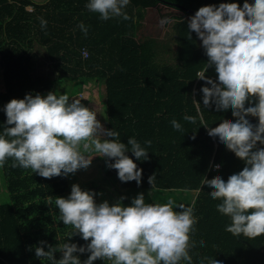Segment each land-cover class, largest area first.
<instances>
[{
	"label": "trees",
	"instance_id": "16d2710c",
	"mask_svg": "<svg viewBox=\"0 0 264 264\" xmlns=\"http://www.w3.org/2000/svg\"><path fill=\"white\" fill-rule=\"evenodd\" d=\"M244 2L226 0L241 7ZM88 3L89 0H0V135L10 126L6 123L5 107L12 99H23L28 94L46 97L50 92L57 96L66 94L71 99L84 92L87 83H96L98 99L104 96L99 102L104 104L106 130L120 134L118 138L106 139H118L128 145L129 138L135 137L148 151V158H136L131 146H127L126 155L135 161L138 170H143L139 184L135 180L121 181L118 170L109 167L115 159L101 156L92 159L88 168L79 169L85 178H78L76 184L85 190L100 175L108 184L117 181L129 189L131 198L143 193L160 199L156 195L163 190H194L188 204L197 218L191 233L195 244L189 250L191 264H209L212 259L221 264H264V235L249 239L226 231L231 218L218 211L222 200L213 199L212 189L206 184L207 179L217 175L227 181L242 171L246 162L219 137L208 134L209 128L238 118L233 116L232 109L217 110L215 103L203 105L202 88L211 85L199 79L197 73L205 72L216 80L218 74L214 65H207L209 58L198 42V34L189 32L187 16L194 14L175 6L179 3L198 11L203 6L218 7L221 0H130L122 9L131 17L129 20L123 16L103 20L99 13L86 7ZM160 4L181 11L171 14L172 34L165 41L139 38L146 9ZM29 5L32 10L27 8ZM41 19L47 21L46 27L41 26ZM81 23L87 27V35L80 29ZM38 56L46 57L50 73L38 68ZM84 93L79 98L82 104L88 100V91ZM255 102L246 103V107ZM185 116L195 117L196 122L186 121ZM246 118L253 125L259 123L258 117ZM173 119L182 125L183 131L173 128ZM149 140L150 146L146 143ZM256 147L264 148V144L257 142ZM13 162L8 158L2 167L9 200H0V264H53L36 257L35 249L41 242H45L46 251L49 245L66 242L86 247L90 240H83L81 234L69 238L74 229L64 225L55 206L57 197H69L65 192L71 184L70 173L49 179L31 169L13 168ZM93 164L97 170L89 175ZM154 174L152 188L149 177ZM98 188L106 192L98 184L88 189L95 192L96 202ZM151 190L156 195H151ZM49 196L52 205L47 204ZM62 255L60 251L55 253L57 260ZM74 255L83 264L90 253ZM93 264L111 261L97 259ZM180 264L189 262L181 260Z\"/></svg>",
	"mask_w": 264,
	"mask_h": 264
},
{
	"label": "clouds",
	"instance_id": "9594fccd",
	"mask_svg": "<svg viewBox=\"0 0 264 264\" xmlns=\"http://www.w3.org/2000/svg\"><path fill=\"white\" fill-rule=\"evenodd\" d=\"M129 2L89 0L86 7L99 13L103 20L119 16L129 20L131 17L122 12ZM167 22L164 19L161 25ZM46 25L47 21L41 19V26ZM79 27L87 35V27L83 23ZM188 28L202 40L209 58L207 65H214L218 74L216 80L205 72L197 73L199 79L211 85L202 88L203 105L215 103L217 110L232 109L233 116L238 118L224 120L209 128L208 134L219 137L246 162L243 170L227 181L217 175L207 179L206 184L212 189L211 197L222 200L218 211L231 218L226 231L255 239L264 235V148L256 147L257 142L264 144V0H245L243 7L238 3L203 6L192 16ZM252 100L256 101L254 106L246 107ZM5 111L10 126L0 135V167L12 158L13 168L31 169L50 179L88 168L93 157L99 155L115 159L109 167L118 170L121 181L141 182L143 170H138L135 161L126 155L127 146H131L136 158L147 159L148 151L135 137L129 138L128 145L118 139L102 141L101 135L118 138L120 134L104 129L97 113L79 99L70 102L68 95L57 96L53 92L46 97L28 94L23 99H12ZM249 115L258 117V125L250 123L246 118ZM184 119L196 122L192 116ZM171 123L174 129L183 131L175 119ZM146 143L151 145L150 140ZM92 152L96 155H90ZM154 181L155 174L149 177L152 188ZM95 195L74 184L68 198L55 199L61 221L74 229L69 238L79 233L90 243L86 247L69 242L49 245L46 251L45 242H41L35 249L36 257L53 264H81L74 253L87 251L90 255L83 264H93L97 259L111 264H180L181 260L191 264L189 250L195 246L191 233L197 223L192 207L179 205L181 210L177 211L172 200L164 204L146 203L143 193L129 206L110 205L108 201L97 204ZM47 204L52 205L51 196ZM200 243L203 245V241ZM57 251L63 253L59 260L55 257ZM209 264L221 262L212 259Z\"/></svg>",
	"mask_w": 264,
	"mask_h": 264
},
{
	"label": "rangeland",
	"instance_id": "374dc122",
	"mask_svg": "<svg viewBox=\"0 0 264 264\" xmlns=\"http://www.w3.org/2000/svg\"><path fill=\"white\" fill-rule=\"evenodd\" d=\"M147 10V9H146ZM181 11L174 9V7L171 6H167L165 4H160L157 6H153V7H149L148 10L146 11L145 14V18H144V23L143 25L140 27L139 30V38H144V37H148V36H155L157 38H167L171 35L172 32V20H170L171 14L174 13H179L180 14ZM188 19H191L192 16H187ZM167 19L168 22L165 23L164 25H166L169 30L166 31L164 29H162V25H161V21ZM200 44H202V40L199 41ZM42 61H45L42 64ZM38 68H43L45 70H47V72L50 73L48 66H47V62H46V57L45 56H38ZM96 83H92V84H86L84 86L85 90L84 92L88 91V97H87V103L84 104L85 106L88 105L89 108L91 107L92 110H94L97 113V119L100 117V112H103L102 108L104 106V104H102L101 102H99L102 99H104V96L98 99L97 94L95 92L96 90ZM84 92H80L79 94H75L71 97L70 100L73 99H79L81 98V96H84ZM101 94H105V91L102 90ZM102 96V95H101ZM82 103V102H81ZM97 106V108H96ZM93 107V108H92ZM99 111V112H98ZM101 122V124L103 125L104 129L106 127L105 124L102 123V120H99ZM107 136V135H106ZM104 135H101V140H105L107 137ZM87 155V153H86ZM90 155L95 156L96 153L92 152L90 153ZM99 155L93 157V159L96 157H98ZM94 165V164H93ZM90 167V170L88 171L89 175L92 174L93 172H96L97 167L94 166ZM97 165V162H96ZM100 170H101V165L98 164ZM100 175H98L97 177H95V179H92V182H89V187H84V189L86 191L90 190L91 185L93 184H98L99 186H104L105 187V191L104 192L101 188H98V198H97V203H102L104 201H108L110 205L116 204V203H123L125 206H129L132 204L133 199L136 198L137 196H134V198H131L130 194L128 193L129 189H126L124 187H122L117 181L114 182L113 184H108L106 181H104L103 177H99ZM85 178V173L80 172V170H77L75 173H70L69 175V182L71 183L70 186L68 187V189L66 190L65 194L70 196L71 194V190H72V186L74 184H76V182H78V178ZM78 184V183H77ZM84 186V185H83ZM81 187V185H80ZM89 189V190H88ZM158 193V192H156ZM160 194H155V190H151L150 194L153 195L155 194L156 197H162V198H155L154 195L153 196H145V202L146 203H160V204H164L167 203L169 200L174 201V210L180 211L181 209H179V205H184L185 207H188L189 203L192 201L193 196L195 195L196 191L192 190V191H184V190H173V189H167V190H163L161 192H159ZM65 195V196H66ZM124 198L123 200H121V198ZM9 200L8 197V193H7V189L5 186V178L3 176V169L2 167H0V200Z\"/></svg>",
	"mask_w": 264,
	"mask_h": 264
},
{
	"label": "crops",
	"instance_id": "0c3cea01",
	"mask_svg": "<svg viewBox=\"0 0 264 264\" xmlns=\"http://www.w3.org/2000/svg\"><path fill=\"white\" fill-rule=\"evenodd\" d=\"M37 1H44V0H37ZM147 10H148V8H147ZM146 10V11H147ZM191 16V15H190ZM144 22V21H143ZM162 27V29H164V30H166V31H168L169 29L168 28H166L167 26L166 25H162L161 26ZM171 27H172V24H171ZM169 33H171L172 34V32H169ZM138 37H139V33H138ZM148 37H153V38H157V37H155V36H148ZM145 38H147V37H144V38H141V39H145ZM159 39V38H158ZM165 39H166V37L165 38H163V37H161L159 40H161V41H165ZM200 41V38L198 37V42ZM199 44H200V42H199ZM174 47H175V45H174ZM173 47V48H174ZM167 54H169V53H167ZM93 108V107H92ZM96 108H97V106H96ZM90 109H91V107H90ZM103 110V109H102ZM99 112V111H98ZM102 120V122H104V124H106V122L103 120L104 119V116L102 115V112H100V117L98 118V120ZM105 129H106V127H105ZM105 136H106V134H105ZM107 137V136H106Z\"/></svg>",
	"mask_w": 264,
	"mask_h": 264
},
{
	"label": "water",
	"instance_id": "95a60500",
	"mask_svg": "<svg viewBox=\"0 0 264 264\" xmlns=\"http://www.w3.org/2000/svg\"><path fill=\"white\" fill-rule=\"evenodd\" d=\"M164 3H165V2H164ZM221 3H226V0H221ZM166 4H171V2L166 1ZM173 5H174V4H173ZM175 6H177V7L180 8V9L187 10L188 12H191V13H193L194 15H195V13L197 12L196 10L191 9V8H188V7H186V6H184V5H181V4H179V3H175Z\"/></svg>",
	"mask_w": 264,
	"mask_h": 264
},
{
	"label": "built area",
	"instance_id": "2783aa9c",
	"mask_svg": "<svg viewBox=\"0 0 264 264\" xmlns=\"http://www.w3.org/2000/svg\"><path fill=\"white\" fill-rule=\"evenodd\" d=\"M27 8H28L29 10H32V9H33L32 5L27 6Z\"/></svg>",
	"mask_w": 264,
	"mask_h": 264
}]
</instances>
